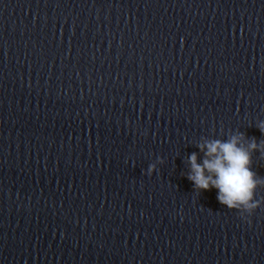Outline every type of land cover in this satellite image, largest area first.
<instances>
[{
  "label": "water",
  "instance_id": "1",
  "mask_svg": "<svg viewBox=\"0 0 264 264\" xmlns=\"http://www.w3.org/2000/svg\"><path fill=\"white\" fill-rule=\"evenodd\" d=\"M0 264H264V0H0Z\"/></svg>",
  "mask_w": 264,
  "mask_h": 264
}]
</instances>
